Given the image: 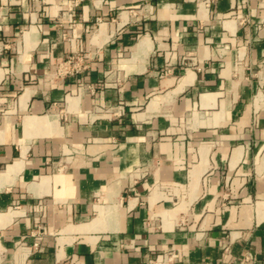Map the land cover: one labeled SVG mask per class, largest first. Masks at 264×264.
Listing matches in <instances>:
<instances>
[{"label":"crops","instance_id":"1","mask_svg":"<svg viewBox=\"0 0 264 264\" xmlns=\"http://www.w3.org/2000/svg\"><path fill=\"white\" fill-rule=\"evenodd\" d=\"M166 254L264 264V0H0V264Z\"/></svg>","mask_w":264,"mask_h":264},{"label":"built area","instance_id":"2","mask_svg":"<svg viewBox=\"0 0 264 264\" xmlns=\"http://www.w3.org/2000/svg\"><path fill=\"white\" fill-rule=\"evenodd\" d=\"M71 62V59L68 60V62L66 63H61L59 64L58 68L56 69V73L58 74H62V73H67L69 71H71L72 69H78L76 67L77 63H78V60H76L73 64H70ZM95 90V88L91 87L90 88V91L93 93ZM46 233V230L43 228V227H38L36 229L35 232L32 233V235L35 237V240L33 242V245L34 247H38L40 241L42 240L43 238V235ZM170 256L172 255V253H168ZM167 254L165 256H163L162 260L160 262H158L157 264H160V263H164L166 261H168L169 257Z\"/></svg>","mask_w":264,"mask_h":264}]
</instances>
